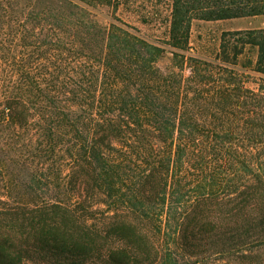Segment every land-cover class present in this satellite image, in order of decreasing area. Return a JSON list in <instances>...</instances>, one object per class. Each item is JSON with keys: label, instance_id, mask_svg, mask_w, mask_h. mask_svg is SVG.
I'll return each mask as SVG.
<instances>
[{"label": "trees", "instance_id": "1", "mask_svg": "<svg viewBox=\"0 0 264 264\" xmlns=\"http://www.w3.org/2000/svg\"><path fill=\"white\" fill-rule=\"evenodd\" d=\"M138 1L0 0V264H263L264 29L189 45L264 0H170L169 50L97 20Z\"/></svg>", "mask_w": 264, "mask_h": 264}, {"label": "rangeland", "instance_id": "2", "mask_svg": "<svg viewBox=\"0 0 264 264\" xmlns=\"http://www.w3.org/2000/svg\"><path fill=\"white\" fill-rule=\"evenodd\" d=\"M29 1L35 3L36 0H23L24 3ZM169 9L170 0H139L137 3L121 5L115 11L102 7L97 9L95 14L97 20L103 24H107L113 19H118L129 27L134 28L145 40L161 44L165 49L169 50V47L165 44L167 41L165 20ZM253 29H264V16L219 22L194 21L190 30L189 53L197 57L207 58L217 48L221 32ZM254 59L253 53L246 54L241 58L240 63L246 65L245 63L248 60L254 61ZM170 65L169 54L158 63L162 70L167 69ZM241 72L243 73L242 80L248 87L253 88L255 83H260L257 79L258 76L253 75L249 68ZM185 73H188L186 68ZM259 154L261 159L264 160V149ZM255 257L258 259L255 262L264 264V250L258 252Z\"/></svg>", "mask_w": 264, "mask_h": 264}]
</instances>
